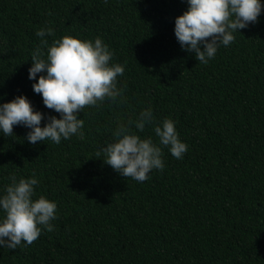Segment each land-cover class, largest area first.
I'll return each mask as SVG.
<instances>
[{
	"label": "trees",
	"instance_id": "16d2710c",
	"mask_svg": "<svg viewBox=\"0 0 264 264\" xmlns=\"http://www.w3.org/2000/svg\"><path fill=\"white\" fill-rule=\"evenodd\" d=\"M186 9V0H0V103L23 94L59 118L28 79L42 27L53 29L49 45L99 36L124 67L123 100L84 106L82 137L31 144L22 125L0 134V189L9 174H34L36 195L57 204L53 229L0 248V264H264V10L201 64L174 35ZM149 105L153 124L138 135L157 142L152 128L169 117L187 151L176 159L161 146L164 168L137 182L96 153Z\"/></svg>",
	"mask_w": 264,
	"mask_h": 264
},
{
	"label": "clouds",
	"instance_id": "9594fccd",
	"mask_svg": "<svg viewBox=\"0 0 264 264\" xmlns=\"http://www.w3.org/2000/svg\"><path fill=\"white\" fill-rule=\"evenodd\" d=\"M186 2L187 9L175 18L174 35L181 49L194 53L201 64H207L221 45L229 46L235 32L257 22L264 10V0ZM46 34L51 36L53 29L42 27L35 32L41 40L31 52L28 79L34 81L32 90L40 94L44 106L58 113L59 118L34 110L23 94L0 103V134L12 136L13 126L22 125L28 129L25 139L31 144L46 139L59 144L61 139L68 140L73 135L82 137L84 121L78 116L84 106L95 107L106 98L123 100V88L117 87V77L123 75L124 67L112 62L113 53L101 37L81 39L69 33L49 45L43 39ZM153 120L149 105L134 120L118 121L111 132L112 139L99 148L97 158L103 154V163L137 182L148 179L153 169L164 168L161 146L167 147L174 158L181 159L187 144L179 138L175 120L165 117L153 126L157 142L152 136L138 135ZM8 179L10 182L0 189V248L16 249L22 241L31 244L42 228L53 229L50 221L56 217L57 204L44 195H36L39 180L34 174L19 179L9 174Z\"/></svg>",
	"mask_w": 264,
	"mask_h": 264
}]
</instances>
